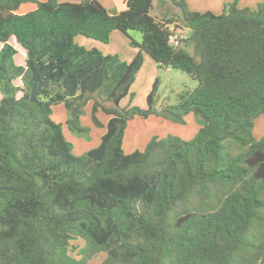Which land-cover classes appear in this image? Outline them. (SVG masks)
<instances>
[{"label":"trees","instance_id":"obj_1","mask_svg":"<svg viewBox=\"0 0 264 264\" xmlns=\"http://www.w3.org/2000/svg\"><path fill=\"white\" fill-rule=\"evenodd\" d=\"M169 1L190 30L179 45L169 39L174 19L152 14L154 0H125L123 10L0 0V264H88L102 252L100 264H264V135H252L264 114V2L216 14ZM26 2L36 7L18 12ZM114 30L141 32L131 61L75 40L108 43ZM144 53L198 85L158 110L156 78L146 108H122ZM39 82L48 86L32 101ZM90 100L94 123L104 126L98 111L109 119L100 143L78 155L53 107L63 103L68 127L82 133ZM191 112L202 121L191 139L154 136L124 150L133 116L185 123Z\"/></svg>","mask_w":264,"mask_h":264},{"label":"rangeland","instance_id":"obj_2","mask_svg":"<svg viewBox=\"0 0 264 264\" xmlns=\"http://www.w3.org/2000/svg\"><path fill=\"white\" fill-rule=\"evenodd\" d=\"M80 1V0H74ZM161 1V3H160ZM192 10L198 11H212L216 14L222 13L224 7L230 3L237 1L240 7H255L258 2H264V0H185ZM155 8L152 14H156L159 17H170L174 19L171 29L173 32L178 33L182 38L189 35L190 30L185 22L178 17V7L172 5L169 0H154ZM36 6V5H35ZM23 9L26 10V7ZM20 10V8H19ZM22 10L21 11H25ZM116 10V9H112ZM30 11V10H29ZM162 15V16H161ZM117 35L110 37V41L106 44H110L109 54H118L122 61L128 53L127 50L135 49L139 51V47L131 45V39L137 41L142 40V34L138 30H129L128 33L122 31H115ZM81 45V44H79ZM22 48V47H20ZM90 49V48H88ZM22 50H24L22 48ZM25 51V50H24ZM148 60L151 63L143 62L142 67L138 71L135 81L131 85L132 94L124 97L120 101L122 108H130L138 106L141 108L147 107V95L152 89L153 83L156 78L160 79L159 88L157 91V103L156 107L161 110L167 105L176 104L178 101V93L183 90L193 89L198 85V81L191 77L186 72L172 67H159L158 64L148 55ZM131 61V60H129ZM128 61V62H129ZM19 77V78H18ZM15 77V82H21L20 76ZM93 100L85 106V112L81 116V123L86 128L85 132L79 133L72 131L66 121L68 112L63 103H60L55 107L52 113V118L62 124L63 131L66 138L72 143L73 152L75 154H83L90 148L97 146L101 134L106 129L104 122H107L109 115L103 111H98L97 116L103 122L104 126H99L92 120ZM65 117V118H64ZM185 123L174 122L171 118L167 117L164 113L158 115L152 114L148 117H142L139 115L133 116L129 120L128 127L125 132V139L123 148L126 152H132L134 150H143L147 142L154 136L166 137L167 135H177L183 139H191L199 130L202 125L201 118L195 113L191 112L185 117ZM252 135L255 139H259L264 135V114L258 116L255 119L254 127L252 129ZM101 141V140H100ZM100 143V142H99ZM73 244L82 245L81 239L74 240ZM75 254V252H74ZM105 257V253H100L89 261L88 264H100Z\"/></svg>","mask_w":264,"mask_h":264},{"label":"crops","instance_id":"obj_3","mask_svg":"<svg viewBox=\"0 0 264 264\" xmlns=\"http://www.w3.org/2000/svg\"><path fill=\"white\" fill-rule=\"evenodd\" d=\"M59 1H74V0H59ZM99 1L102 2V4H104L109 9L123 10L126 7L125 0H99ZM158 2H159V0H158ZM160 3H161V1H160ZM35 5L36 4L33 3V2H26V3L22 4V6L20 7V10H18V12L25 13V12H27L29 10H33L36 7ZM155 5L156 4L154 2V8H155ZM24 7H26V10L23 9ZM154 8L152 9V11L154 10ZM21 9L22 10H25V11H21ZM154 15H156V14H154ZM156 16H158V15H156ZM115 31H118V30H114L111 33V36L112 37L116 33ZM115 35H117V34H115ZM75 40H76V42L78 44H81L82 46H84L86 48L97 47V48H99L105 54H109L110 53V50H111L110 44L106 45L107 43H103L101 41H98V40H95V39L86 37L84 35H77L76 38H75ZM9 43L11 45H13V47L17 50V53L14 55V62L17 65H23V66H25V64H26V58H27V52H26L25 48L20 43L17 42V40H16L15 37H11L10 40H9ZM3 45H4L3 43H0V49L3 47ZM20 47H22L25 51L22 50V48H20ZM127 51H128L127 52L128 54L125 57H121L125 61L132 60L134 58V56L138 53V51H136L135 49H133V50L129 49ZM148 59H149L148 58V54L144 53V62H146V63L149 64V63H151L149 61H152V60H148ZM20 81L21 82H15V79L13 80V83L20 88L18 90V92H17V96L18 97H20L23 94V88H24V83H23V80H22V77L21 76H20ZM2 96H3V94H2V91L0 90V99L2 98ZM57 105H55L53 107V109H55V107H57ZM53 112H54V110H53ZM102 121H104V120H102ZM104 123H106V122H104ZM105 132H106V129L101 134V137H102V135ZM101 137L99 138L98 144H99V142L101 140Z\"/></svg>","mask_w":264,"mask_h":264},{"label":"water","instance_id":"obj_4","mask_svg":"<svg viewBox=\"0 0 264 264\" xmlns=\"http://www.w3.org/2000/svg\"><path fill=\"white\" fill-rule=\"evenodd\" d=\"M43 86H48V83L39 82L38 84H35V85L32 86V88H31V96H30V99L32 101H37L38 100L39 92H40V90H41V88Z\"/></svg>","mask_w":264,"mask_h":264},{"label":"built area","instance_id":"obj_5","mask_svg":"<svg viewBox=\"0 0 264 264\" xmlns=\"http://www.w3.org/2000/svg\"><path fill=\"white\" fill-rule=\"evenodd\" d=\"M170 42L174 45H179L181 43L182 36H180L178 33L173 32L170 34Z\"/></svg>","mask_w":264,"mask_h":264}]
</instances>
